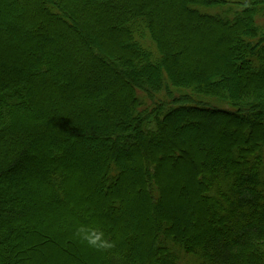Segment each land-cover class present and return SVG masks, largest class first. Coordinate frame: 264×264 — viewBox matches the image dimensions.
<instances>
[{
  "label": "trees",
  "instance_id": "1",
  "mask_svg": "<svg viewBox=\"0 0 264 264\" xmlns=\"http://www.w3.org/2000/svg\"><path fill=\"white\" fill-rule=\"evenodd\" d=\"M56 262L264 264V0H0V264Z\"/></svg>",
  "mask_w": 264,
  "mask_h": 264
},
{
  "label": "clouds",
  "instance_id": "2",
  "mask_svg": "<svg viewBox=\"0 0 264 264\" xmlns=\"http://www.w3.org/2000/svg\"><path fill=\"white\" fill-rule=\"evenodd\" d=\"M79 238L89 247L100 251H106L114 248L115 241L110 239L102 228L93 225H82L77 232Z\"/></svg>",
  "mask_w": 264,
  "mask_h": 264
},
{
  "label": "rangeland",
  "instance_id": "3",
  "mask_svg": "<svg viewBox=\"0 0 264 264\" xmlns=\"http://www.w3.org/2000/svg\"><path fill=\"white\" fill-rule=\"evenodd\" d=\"M195 41L197 42L196 44H198L199 46L203 45V44L198 43V42H199V39H196V38H195ZM214 50H215V51H218L217 48H214ZM103 72H107V69H106V68H103ZM175 94H178V93H175ZM134 152H136V151H134ZM136 154H137V152H136ZM81 165H82L81 167L86 168L85 165H83V164H81ZM54 261H56V260H53V262H54ZM56 263H57V264H60L59 262H56Z\"/></svg>",
  "mask_w": 264,
  "mask_h": 264
}]
</instances>
